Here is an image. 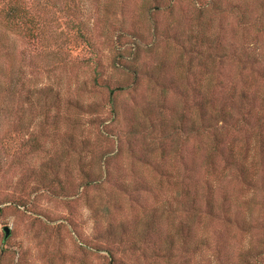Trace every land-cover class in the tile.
<instances>
[{
  "label": "rangeland",
  "instance_id": "374dc122",
  "mask_svg": "<svg viewBox=\"0 0 264 264\" xmlns=\"http://www.w3.org/2000/svg\"><path fill=\"white\" fill-rule=\"evenodd\" d=\"M8 3L0 264H264V0Z\"/></svg>",
  "mask_w": 264,
  "mask_h": 264
},
{
  "label": "trees",
  "instance_id": "16d2710c",
  "mask_svg": "<svg viewBox=\"0 0 264 264\" xmlns=\"http://www.w3.org/2000/svg\"><path fill=\"white\" fill-rule=\"evenodd\" d=\"M28 14V16H26ZM0 16L3 18V20L12 25L18 26L23 24L24 29L29 33L28 35H36L41 40V30H40V24L35 21L33 18H31V15L27 11V9H18L16 4L14 3H8L3 6L2 9H0ZM25 19V22H24ZM27 25V26H26ZM35 37V36H34ZM37 38V39H38ZM97 76L95 78L96 85H101L99 82H97ZM120 87H115L109 90L110 94L113 95L114 92L119 91ZM19 146L18 151L23 154H31L39 151L42 147L41 141L34 137L33 133L28 134H21L19 139ZM115 141V140H113ZM108 158H106L107 160ZM103 176H101L99 179H102ZM92 185H98V180L94 179L89 182ZM24 202L20 201V205H23Z\"/></svg>",
  "mask_w": 264,
  "mask_h": 264
},
{
  "label": "water",
  "instance_id": "95a60500",
  "mask_svg": "<svg viewBox=\"0 0 264 264\" xmlns=\"http://www.w3.org/2000/svg\"><path fill=\"white\" fill-rule=\"evenodd\" d=\"M3 231H4V234H5V238H7L9 233H10V229L8 227H4Z\"/></svg>",
  "mask_w": 264,
  "mask_h": 264
}]
</instances>
